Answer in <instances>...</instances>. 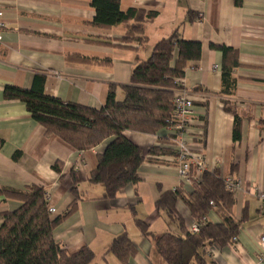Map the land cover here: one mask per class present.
Returning <instances> with one entry per match:
<instances>
[{
    "label": "crops",
    "instance_id": "crops-1",
    "mask_svg": "<svg viewBox=\"0 0 264 264\" xmlns=\"http://www.w3.org/2000/svg\"><path fill=\"white\" fill-rule=\"evenodd\" d=\"M89 1L0 0L7 24L0 40V212L19 205L4 197L3 188L19 190L35 184L46 189L53 215L62 214L73 198L70 171L76 170L82 176L77 186L80 199L76 211L54 229L55 240L69 253L88 246L95 254L92 264H123L105 252L126 231L137 247L128 264H167L135 226L128 205H134L136 216L154 234L177 232L155 202L162 193L176 189L188 196L197 180H182L175 159L160 156L140 166L136 184L115 199H101L102 186L88 178L108 139L89 150H76L57 135L47 134L23 102L5 99L3 88L30 89L39 79L48 95L100 108L109 85H116V98L121 99V86L130 82L133 67L149 57L158 40L178 29L183 39L201 44L200 58L188 64L182 77L193 100L186 143L193 153L203 155L204 170L241 182L231 209L232 217L240 221L236 241L208 247L207 264H262L258 252L264 203L258 194H264V0H243L241 6H235L234 0H120L121 10L156 12L144 25L142 44L121 42L122 25L109 29L89 25L95 15ZM188 11L192 21H187ZM211 44L234 49L237 65ZM224 72L228 93L222 91ZM225 103L232 111L224 110ZM234 113L240 120L237 140ZM123 133L147 156L158 138L173 130L169 126L155 134ZM55 163L60 172L53 168ZM174 208L189 227L194 220L185 203L178 199ZM207 220L220 222L221 215L211 211Z\"/></svg>",
    "mask_w": 264,
    "mask_h": 264
},
{
    "label": "trees",
    "instance_id": "trees-1",
    "mask_svg": "<svg viewBox=\"0 0 264 264\" xmlns=\"http://www.w3.org/2000/svg\"><path fill=\"white\" fill-rule=\"evenodd\" d=\"M242 2L234 0V5L241 6ZM89 6L94 9L95 15L88 24L103 29L122 25L125 31L119 39L121 42L144 43V25L156 17V12L142 8L121 10L120 0H90ZM187 16V21L194 18L191 11ZM210 47L221 50L225 58H232V65H237L234 49L214 44ZM200 53V42L185 40L179 30L174 29L154 44L147 59L133 67L130 82L121 86L122 98H116V85L110 84L105 104L100 108L63 102L48 95L39 79L30 89L6 85L3 96L7 100L23 102L32 119L42 125L47 134L57 135L76 150H89L108 139L104 149L96 154V166L91 170L88 181L102 186L101 199L112 200L139 181L138 170L144 162H156L160 156L176 158V145L172 140L174 131L158 138V144L148 150L147 156L123 132L132 130L155 134L173 127L174 79L182 78L188 64L198 60ZM227 75L223 76V92L228 91ZM224 110L232 111L228 103L224 104ZM239 138L240 120L234 113L233 139ZM53 168L61 171L57 163ZM190 173H193V166H190ZM70 178L72 201L62 214L57 215L49 212L48 193L42 185L1 190L6 199L16 200L19 205L14 210L0 212V264L94 262L95 254L88 246L69 253L54 238V229L76 211L80 199L77 186L82 176L78 171L71 170ZM194 182L195 187L188 196L176 189L162 193L155 202L156 209L175 223L177 232L154 234L149 224L136 216L134 205H128L135 226L153 242L157 254L167 264H207L208 247H222L236 241L240 221L232 217L234 197L226 188L223 177L217 171L204 170L200 179ZM178 199L185 203L192 219L199 223L197 233L188 230L185 220L175 210ZM211 211L221 215L220 222L207 220ZM136 252V245L124 231L112 240L105 254H112L121 263L128 264Z\"/></svg>",
    "mask_w": 264,
    "mask_h": 264
},
{
    "label": "built area",
    "instance_id": "built-area-1",
    "mask_svg": "<svg viewBox=\"0 0 264 264\" xmlns=\"http://www.w3.org/2000/svg\"><path fill=\"white\" fill-rule=\"evenodd\" d=\"M7 28V24L4 19V11L0 7V40L2 38V32ZM174 84L176 85L174 89L173 97V127L174 138L172 139L176 145V158L177 162V172L179 177L185 181H191L192 179L199 180L201 173L204 171V157L202 154L193 153L186 143V123L188 122L190 116L193 113V100L186 91L183 79L175 78ZM190 166H193L194 175L190 173ZM193 176V177H192ZM224 184L226 188L233 194L240 190L241 182L239 179L226 176L223 177ZM49 197V196H48ZM258 198L264 203V194H258ZM212 204V202H210ZM49 212L53 214L55 209L49 206ZM188 230L191 233H197L199 231V223L193 221ZM259 261L264 264V230L261 232L259 237Z\"/></svg>",
    "mask_w": 264,
    "mask_h": 264
},
{
    "label": "rangeland",
    "instance_id": "rangeland-1",
    "mask_svg": "<svg viewBox=\"0 0 264 264\" xmlns=\"http://www.w3.org/2000/svg\"><path fill=\"white\" fill-rule=\"evenodd\" d=\"M166 219H167V222H168L169 224H171V220H169L167 217H166Z\"/></svg>",
    "mask_w": 264,
    "mask_h": 264
}]
</instances>
